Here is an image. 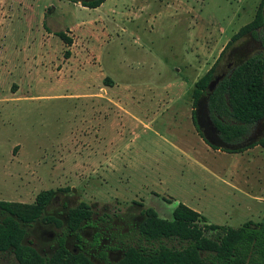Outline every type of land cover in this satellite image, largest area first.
Listing matches in <instances>:
<instances>
[{
    "label": "rangeland",
    "instance_id": "rangeland-1",
    "mask_svg": "<svg viewBox=\"0 0 264 264\" xmlns=\"http://www.w3.org/2000/svg\"><path fill=\"white\" fill-rule=\"evenodd\" d=\"M103 1L0 0V200L52 189L42 216L60 222L24 225L22 243L48 258L63 237L112 264L143 209L171 219L180 202L212 224L264 225V148L225 150L264 133L212 146L192 120L197 80L261 0ZM254 39L238 37L216 69L264 54ZM73 208L91 214L74 225ZM0 264L19 263L7 250Z\"/></svg>",
    "mask_w": 264,
    "mask_h": 264
},
{
    "label": "trees",
    "instance_id": "trees-1",
    "mask_svg": "<svg viewBox=\"0 0 264 264\" xmlns=\"http://www.w3.org/2000/svg\"><path fill=\"white\" fill-rule=\"evenodd\" d=\"M102 2L82 4L96 7ZM263 25L264 0H261L256 18L231 36L217 60L195 84L193 106L199 99L206 98L213 122L225 141L246 134L250 125L264 118V54H253L229 70L208 97L206 87L219 72L216 66L233 41L246 33L256 36V29ZM58 35L65 42H71L64 34ZM257 144L264 147V137L225 150L243 151ZM52 193V189L40 191L33 203L0 200V213L4 215L0 218V252L12 250L19 264H95L84 252L69 251L63 237L48 258L22 243L26 233L24 225L38 219L60 225L53 217L42 216ZM90 214L89 210L73 208L69 210V221L76 225L87 220ZM143 214L145 218L138 225L133 242L126 244L121 259L112 264H264L262 223L246 222L236 228L212 224L203 214L181 202L173 209L171 219L159 217L152 208L143 209ZM125 236L129 238L130 235ZM167 240H175L179 245H168Z\"/></svg>",
    "mask_w": 264,
    "mask_h": 264
},
{
    "label": "flooded vegetation",
    "instance_id": "flooded-vegetation-1",
    "mask_svg": "<svg viewBox=\"0 0 264 264\" xmlns=\"http://www.w3.org/2000/svg\"><path fill=\"white\" fill-rule=\"evenodd\" d=\"M67 1L83 3V2H93V1H96V0H67ZM256 30H257V35L254 36V38H255L254 40H256L258 42L259 46H264V28L263 29L257 28ZM236 50L237 49H235V50L232 49V50L229 51V53L231 54V53H233ZM250 56L245 57L240 62L244 61L245 59H247ZM239 63H237V64H239ZM232 64H233L232 60L228 61L227 65H226V67H227L226 71L224 69H222V68L219 69V72L216 73L215 75H213V77L211 79H213L217 74L225 73V75H226V72H228L227 69L230 68V66ZM237 64L231 66V68L229 70H231ZM209 94L210 93L208 92L207 97L209 96ZM202 99H204V101H205V107H203L201 115H198L199 103H200V101ZM193 100H194V98H193ZM192 110L194 111V113H192V120L195 123V125L197 127V130L201 133L202 137L204 138V140L208 144L213 145V146L221 147L223 145H227L228 146V145H230L232 143V141H225L221 137L220 131L215 126V124L213 122V119L211 117V113H210V111H209V109H208V107L206 105V98L199 99L196 102L195 106H193ZM250 126H255V129L253 130L252 134L250 136H248V139H251V138H254V137H258L260 134L264 133V118L259 120V121H257V122H255L254 124H252ZM250 126H249V128H250ZM202 127H204V128H202ZM246 134H244V135H246ZM244 135H242V136H244ZM242 136H240V137H242ZM240 137H238V138H240ZM260 138H262V137H259L258 139H260ZM251 141L252 140H249L247 143H249Z\"/></svg>",
    "mask_w": 264,
    "mask_h": 264
},
{
    "label": "water",
    "instance_id": "water-1",
    "mask_svg": "<svg viewBox=\"0 0 264 264\" xmlns=\"http://www.w3.org/2000/svg\"><path fill=\"white\" fill-rule=\"evenodd\" d=\"M225 76V73L217 74L207 84V90L209 93L213 92L219 81Z\"/></svg>",
    "mask_w": 264,
    "mask_h": 264
},
{
    "label": "crops",
    "instance_id": "crops-1",
    "mask_svg": "<svg viewBox=\"0 0 264 264\" xmlns=\"http://www.w3.org/2000/svg\"><path fill=\"white\" fill-rule=\"evenodd\" d=\"M102 3H104V1H103ZM102 3H100V4H102ZM257 145H258V144H257ZM257 145L253 146L252 148L257 147ZM262 148H264V147H262ZM249 149H250V148H247V149H245V150H249Z\"/></svg>",
    "mask_w": 264,
    "mask_h": 264
}]
</instances>
